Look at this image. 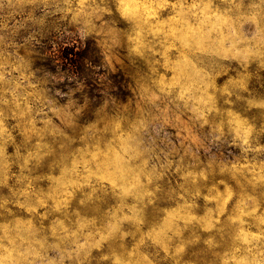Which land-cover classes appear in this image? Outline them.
Listing matches in <instances>:
<instances>
[{
  "label": "rangeland",
  "instance_id": "obj_1",
  "mask_svg": "<svg viewBox=\"0 0 264 264\" xmlns=\"http://www.w3.org/2000/svg\"><path fill=\"white\" fill-rule=\"evenodd\" d=\"M209 11L221 17L212 39L235 55L214 62L209 48L194 58L210 73L207 104L199 95L178 108L172 98L149 103L187 74L175 53L153 73L151 58L133 66L115 50L124 75L112 76L103 37L90 49L46 42L44 55L83 91L69 86L61 98L33 79L31 111L5 120L0 202L10 211L0 224L20 225L39 253L32 264H264V0H211ZM79 51L97 71L70 63Z\"/></svg>",
  "mask_w": 264,
  "mask_h": 264
},
{
  "label": "clouds",
  "instance_id": "obj_2",
  "mask_svg": "<svg viewBox=\"0 0 264 264\" xmlns=\"http://www.w3.org/2000/svg\"><path fill=\"white\" fill-rule=\"evenodd\" d=\"M210 5L211 0H192L191 3L188 0H0V161L5 156V120L14 112L19 115L31 111L28 98L37 95L33 79L61 98L69 86L70 92L83 91L82 82L70 78L62 65L44 55L46 42L60 49L79 41L81 46L90 49L97 44L98 37H103L105 50L100 63L112 76L124 75L117 71L119 61L114 63L115 50L121 51L133 66L151 58L153 73L158 71V66L168 69L172 63L169 53H175L187 74L175 86L158 87L159 95L149 92V103L159 107L161 102L172 98L178 108L179 101L199 95L201 102L207 104L211 99L208 95L210 73L202 70L194 58L208 59L209 48L213 49L214 62L222 63L235 55L234 47L212 39L219 27L212 21H220L221 17L209 11ZM169 8L175 15L162 18L160 14ZM190 18L196 21L195 27ZM209 24L211 27L205 32ZM202 34L207 39L202 40ZM157 55L162 57V64L155 59ZM83 63L85 69L97 71L86 58ZM158 83L163 84V78H158ZM176 88L179 95L173 97ZM125 91L134 94L131 86ZM199 115L203 116V111ZM243 141L247 145L246 132ZM4 167L6 165H0V188L8 186L9 177L2 171ZM9 203L8 200L0 202V214L10 211ZM19 206L28 213L36 211V206ZM19 228L15 223L0 224V264H23V261L32 264L29 258L39 255L25 247L27 237L21 235Z\"/></svg>",
  "mask_w": 264,
  "mask_h": 264
},
{
  "label": "trees",
  "instance_id": "obj_3",
  "mask_svg": "<svg viewBox=\"0 0 264 264\" xmlns=\"http://www.w3.org/2000/svg\"><path fill=\"white\" fill-rule=\"evenodd\" d=\"M65 49H63V50H65ZM77 49L80 50V47H78ZM68 56H69V54H66V56H65L64 59H68ZM74 57H75V59L70 62L71 64H74V65H80V64H82V62H83V60L85 58L88 59V57L85 54H83L82 52H80V51L79 52H76Z\"/></svg>",
  "mask_w": 264,
  "mask_h": 264
}]
</instances>
